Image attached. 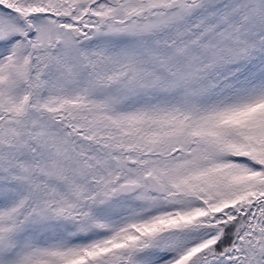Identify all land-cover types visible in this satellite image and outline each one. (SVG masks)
<instances>
[{"label":"snow or ice","instance_id":"6c2138e0","mask_svg":"<svg viewBox=\"0 0 264 264\" xmlns=\"http://www.w3.org/2000/svg\"><path fill=\"white\" fill-rule=\"evenodd\" d=\"M0 264H264V0H0Z\"/></svg>","mask_w":264,"mask_h":264}]
</instances>
